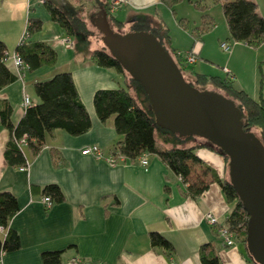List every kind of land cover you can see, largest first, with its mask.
<instances>
[{
	"label": "crops",
	"instance_id": "crops-1",
	"mask_svg": "<svg viewBox=\"0 0 264 264\" xmlns=\"http://www.w3.org/2000/svg\"><path fill=\"white\" fill-rule=\"evenodd\" d=\"M111 1L0 0V41L6 47V65L17 77L0 90V108L5 102L10 105L11 123L17 124L22 117L25 97L30 104L38 102L34 84L62 72L70 73L91 121L89 130L79 136H70L62 130L46 133L44 146L37 154L25 151L27 167L23 170L5 163L3 152L9 135L0 124V191H9L16 198L18 211L8 226L19 237V248L3 254L0 264H42L41 253L45 251H62L60 264H201L199 254L203 246L216 254L218 264H256L249 258L246 245L235 239L234 245L226 246L206 220V215L210 214L224 223L231 211L216 181L228 179L227 162L219 153L204 147L195 150L198 162L191 163L189 180L206 184V189L196 197L188 194L187 184L155 154L143 155L145 166L141 165V158H122L110 165L104 159L81 154L94 145L106 157L122 139L114 130L113 117L99 121L93 104L84 103L81 96L82 93L94 94L98 89L125 87L129 82L126 73L99 67L91 58L92 51L107 53L99 30L103 17L113 29L136 31L138 25L122 21L123 7L135 11L152 8L157 13L158 7L163 5L160 0H127L110 12ZM47 6L62 13L71 22L73 31L68 32L54 22ZM81 7L91 15L94 30L98 31L92 34L93 41L75 40L76 32L87 33L83 20L77 15ZM256 12L263 18L257 7ZM30 18L40 19L42 26L27 39L51 47L55 60L35 70L27 66L18 69L14 65V51ZM210 18V28L199 36L194 29L201 25V20L199 25L186 28L187 21L181 18V23L177 21L176 26L163 34L150 26L146 29L157 31L155 37L170 53L195 51L197 70L189 73V81H193L195 75L224 78L220 72L210 73L203 63H211L210 54L217 48V42L220 47L229 36L226 21L221 30ZM119 22L123 25H117ZM229 51V55L233 54L232 49ZM58 56L73 62L77 69H57ZM221 69V73L223 69L229 71L234 83L238 81L237 90H241L240 76L233 63L228 61ZM113 71L122 76V86L115 81ZM207 84L208 89L218 91L210 80L204 85ZM202 142L194 139L188 146ZM49 184L58 186L63 200L46 206L42 199L47 196L42 194V189ZM151 233L163 236L172 248L151 246Z\"/></svg>",
	"mask_w": 264,
	"mask_h": 264
},
{
	"label": "trees",
	"instance_id": "trees-1",
	"mask_svg": "<svg viewBox=\"0 0 264 264\" xmlns=\"http://www.w3.org/2000/svg\"><path fill=\"white\" fill-rule=\"evenodd\" d=\"M180 1L160 0L163 5L171 9ZM218 1L213 0V2ZM201 4L197 1L196 7L205 8ZM221 8L228 27L229 38L232 41L244 43L250 47H256L264 42V19L256 12V4L253 0H223ZM47 9L54 22H57L68 32L73 31L71 22L62 13L52 6H47ZM179 22L181 23L182 20ZM211 22L210 16L203 12L201 25L194 29L196 35L199 36L205 29L210 28ZM117 25L122 26L123 23L119 22ZM41 26L40 19L30 18L26 26L27 36L30 37L38 32ZM135 30L144 29L142 26H136ZM150 32L157 37L155 30ZM14 52L29 70L52 64L55 60V52L51 47L28 39L19 43ZM168 52L170 53V51ZM6 57V47L0 41V90L17 80L16 75L6 65ZM91 58L99 67L125 73L117 61L103 50L92 51ZM177 58L174 62L184 73L187 66L183 64L182 58L178 56ZM207 80H210L218 91L225 93L224 95L236 103L241 114L244 131L251 132L264 145V99L261 96L258 100L253 99L243 90H237L234 87V81L227 76L224 78L213 76L207 79L203 75H195L194 80L188 82L192 86H196L204 85ZM34 92L38 102L26 107L22 117L15 125L10 121V105L5 102L0 108V124L8 130L9 135L3 152L4 161L9 167L26 168L25 151H29L33 155L37 154L44 146L46 133L62 130L70 136H79L86 133L91 126L90 118L79 100L70 73H57L46 80L36 82ZM92 104L99 121L104 122L113 117L114 130L122 137L116 143L111 155L116 158L122 156L135 160L143 158L146 153L155 154L187 184V191L191 197L200 195L206 189V184L200 180H189L192 172L191 163L198 162L195 150L204 147L220 155L222 153L218 148L204 141L188 146L194 137H180L159 128L155 124L147 96L139 82L129 78L128 85L125 87L98 89L93 94ZM23 135H27V139L25 144L21 145L19 140ZM222 156L227 162V158ZM216 181L227 203L231 205V211L225 223L235 232V239L245 246L247 215L228 179ZM42 194L49 197L51 202L63 200L60 189L54 184L44 186ZM17 211L18 205L14 195L9 191H0V258L3 254L19 248L18 234L8 226ZM150 244L153 247L160 246L166 250L172 248L171 244L158 233L150 234ZM206 248L207 246H203L199 254L201 264H218L216 254L213 251H207ZM61 253L62 251L41 253L42 264H60Z\"/></svg>",
	"mask_w": 264,
	"mask_h": 264
},
{
	"label": "water",
	"instance_id": "water-1",
	"mask_svg": "<svg viewBox=\"0 0 264 264\" xmlns=\"http://www.w3.org/2000/svg\"><path fill=\"white\" fill-rule=\"evenodd\" d=\"M99 30L107 53L141 85L155 124L209 143L227 158L228 181L247 215V253L264 264V145L244 131L236 103L218 92L195 89L151 32L121 34L105 16Z\"/></svg>",
	"mask_w": 264,
	"mask_h": 264
},
{
	"label": "rangeland",
	"instance_id": "rangeland-1",
	"mask_svg": "<svg viewBox=\"0 0 264 264\" xmlns=\"http://www.w3.org/2000/svg\"><path fill=\"white\" fill-rule=\"evenodd\" d=\"M197 1L201 2V5L205 6V8H197ZM253 2L256 4L259 14L262 15L264 18V0H253ZM222 3L223 0H219L218 2H213V0H181L180 2L176 3L172 7V9L165 5L159 6L157 13H155L152 8H146L142 11H135L123 7L124 15L122 17V21L127 25L132 22L135 25L144 27L142 28L144 30H139L140 32L146 31L148 26H150L154 29H159L161 31V34H163L166 33V30L168 28L171 30L174 26H176L175 23H177V21H179V19L181 18L186 19V28H189L188 26H192L193 24L199 25L201 20L200 16L201 14H203V12H205L214 19L213 24L219 25L222 30L223 27H225L226 25L221 8ZM33 14L34 13H31V15ZM77 15L83 20L87 28V33L83 34L80 32H76L75 40L77 42L93 41L92 34H95V31L97 30H94L95 25L91 19V15H89L88 11H85L84 7L80 8L79 14ZM113 30H115L116 32H120L121 34L131 32L127 30V28H116ZM223 41L224 43H227V45H230V49H232L231 53L233 54L229 55L230 51L228 53L222 51L217 42V48H214L212 53L210 54L209 60L211 63L203 61V63H206L207 67L209 68V72H220V75H222L221 77H225V74L221 73V68L222 66L224 67L225 65H227L228 61H231V64L233 63L240 76L239 80L241 84L239 89L246 92L253 99L258 100L260 96L264 99V42L260 43L256 47H250L246 46L244 43H235L229 38V36L228 38L225 37ZM80 47L83 48L81 45ZM170 55H172L171 57L173 58V60L176 61L178 59L176 53H170ZM57 59L58 61L55 65L57 69H77L73 62H66V59H63L61 56H58ZM196 60L197 58L195 56V62ZM193 64L188 65L183 73L184 79L186 81H189V73H192V71L197 70L195 64ZM61 66H64L65 68H62ZM112 73H115L114 75H116L115 81L119 82V84L122 86L124 84L122 76H118L117 72L114 71ZM234 85L237 89L238 81H236ZM207 87L208 84L198 85L195 86V89L200 91H215L218 92L219 95L226 97V95L224 96L225 93L213 89H208ZM81 96L84 103H86L87 101H89L90 104L92 103L91 99L93 94L82 93ZM195 140H198V138H196Z\"/></svg>",
	"mask_w": 264,
	"mask_h": 264
},
{
	"label": "built area",
	"instance_id": "built-area-1",
	"mask_svg": "<svg viewBox=\"0 0 264 264\" xmlns=\"http://www.w3.org/2000/svg\"><path fill=\"white\" fill-rule=\"evenodd\" d=\"M127 0H113L111 1L110 5H109V11L113 12L115 11L121 4L126 3ZM27 39V32L26 29L24 30V33L22 34L19 43H23L25 40ZM220 48L221 50H223L224 52H228L230 50V45H227V43H221L220 44ZM176 55L180 58L183 59L184 65L188 66L191 65L195 62V56L196 53L194 50H190L184 53L181 52H177ZM14 65L15 67H17L18 69H21L23 67H25L26 65L23 64V62L20 60V58L17 55H14ZM224 73L231 78V75L229 73V71L227 69H223ZM23 107L26 108L29 106V99L28 97H25L23 99ZM27 139V135H23L21 137V139L19 140V144L23 145L25 144ZM82 155H91L92 157H94L95 159H104L108 164L110 165H115L118 161V159H122V156H118L117 158L114 157L113 155H108L106 157H103L102 152L100 151V149L97 146H91V147H87L86 149H84L83 151H81ZM141 165L145 166L147 164L145 157L141 158ZM23 170V169H22ZM42 202L46 205L49 206L51 201L49 199V197H44L42 199ZM206 220L209 223V225H211L212 227L215 228V230L217 231V233L222 237L224 244L228 247L234 245V240H235V232H233L230 227L224 222V223H220L218 221V219L210 214L206 215Z\"/></svg>",
	"mask_w": 264,
	"mask_h": 264
},
{
	"label": "clouds",
	"instance_id": "clouds-1",
	"mask_svg": "<svg viewBox=\"0 0 264 264\" xmlns=\"http://www.w3.org/2000/svg\"><path fill=\"white\" fill-rule=\"evenodd\" d=\"M21 7H23V5H21Z\"/></svg>",
	"mask_w": 264,
	"mask_h": 264
}]
</instances>
